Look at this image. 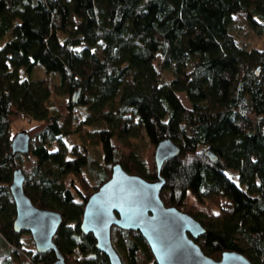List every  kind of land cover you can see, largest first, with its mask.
<instances>
[{"label":"trees","instance_id":"obj_1","mask_svg":"<svg viewBox=\"0 0 264 264\" xmlns=\"http://www.w3.org/2000/svg\"><path fill=\"white\" fill-rule=\"evenodd\" d=\"M238 11L264 32V0H0V264L54 258L24 247L23 231L12 229L14 167L33 204L60 212L53 241L64 263L109 264L79 229L83 204L114 162L155 178L153 150L163 137L179 147L159 169L163 203L199 220L205 254L234 249L264 264V45L247 48L228 30ZM36 63L57 73L55 92L67 95L53 109L46 77L19 76ZM20 112L29 150L12 154ZM143 136L146 157L134 148ZM87 142L99 144L101 165L93 166ZM204 202L216 209L205 213ZM110 239L121 264H156L137 230L112 224Z\"/></svg>","mask_w":264,"mask_h":264},{"label":"water","instance_id":"obj_2","mask_svg":"<svg viewBox=\"0 0 264 264\" xmlns=\"http://www.w3.org/2000/svg\"><path fill=\"white\" fill-rule=\"evenodd\" d=\"M79 91V87L72 91L71 101H76ZM29 140L24 128L16 131L10 141L11 153H26ZM178 150V145L169 137L155 143L153 160L156 176L152 179L128 172L114 162L109 177L87 196L83 204L80 231L92 233L94 247L106 255L109 264H121L110 239L112 224L121 229L137 230L156 264H252L234 249L221 250L219 258L205 254L196 241L205 230L199 220L175 204L163 203L159 190L164 177L159 169L163 160L176 155ZM203 153L210 161L216 159L210 149ZM23 182L22 169L14 167L8 184L15 211L12 229L15 232L27 231L36 252L52 250L54 258L49 264H65L53 241L62 220L60 212L33 204L23 191Z\"/></svg>","mask_w":264,"mask_h":264},{"label":"rangeland","instance_id":"obj_3","mask_svg":"<svg viewBox=\"0 0 264 264\" xmlns=\"http://www.w3.org/2000/svg\"><path fill=\"white\" fill-rule=\"evenodd\" d=\"M228 30L235 36L240 44L245 47H260L264 45V32L258 33L255 28L249 23L245 13L243 11H238L231 16L230 22L228 24ZM19 76L21 78L28 79H37L41 77H46L47 84L50 89V98L48 100L52 109L53 106H56L59 103H62L66 100V94H58L55 92V88L58 85V75L56 72H45L40 63H36L29 73L25 72L23 67H19ZM177 97L180 102L188 106L189 102L187 97L183 92H178ZM28 122L25 119L17 118L12 121V129L18 131L22 128L26 127ZM64 140L67 143V146H70L74 142V137L72 135L64 136ZM149 142L147 137H136L134 139V148L140 154L141 157H146V153L149 149ZM87 151L93 159V166H98L102 164V153L98 143L87 142L85 145ZM26 154V153H23ZM30 157L27 155L23 156V160L21 161V165L24 169L29 167ZM87 177L91 180L90 174H87ZM188 196V195H187ZM187 199L193 200L192 197L188 196ZM201 210L207 213L209 210L213 211L216 209L215 206L208 204L207 202L199 204ZM202 211V212H203ZM21 238L23 240V246L26 248L33 247V243L31 237L27 231H23L21 233Z\"/></svg>","mask_w":264,"mask_h":264},{"label":"built area","instance_id":"obj_4","mask_svg":"<svg viewBox=\"0 0 264 264\" xmlns=\"http://www.w3.org/2000/svg\"><path fill=\"white\" fill-rule=\"evenodd\" d=\"M18 117L24 119V118L27 117V116H26L25 113L20 112V113L18 114Z\"/></svg>","mask_w":264,"mask_h":264}]
</instances>
